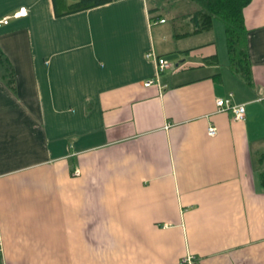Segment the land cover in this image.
I'll return each mask as SVG.
<instances>
[{"label":"crops","instance_id":"crops-1","mask_svg":"<svg viewBox=\"0 0 264 264\" xmlns=\"http://www.w3.org/2000/svg\"><path fill=\"white\" fill-rule=\"evenodd\" d=\"M149 3L0 0V19L25 9L0 27L1 264H264V0L242 9L248 82L220 21L176 39L184 5L160 23Z\"/></svg>","mask_w":264,"mask_h":264},{"label":"trees","instance_id":"trees-1","mask_svg":"<svg viewBox=\"0 0 264 264\" xmlns=\"http://www.w3.org/2000/svg\"><path fill=\"white\" fill-rule=\"evenodd\" d=\"M108 0H51L54 16L61 17L85 11L107 3ZM151 21L160 20L176 10L177 3H182L186 11L187 24L181 26V33L174 34L176 39L190 37L211 30L212 21L222 23L225 36V48L231 72L240 79L250 80V63L248 60L245 30L242 22V9L250 0H148ZM171 11V12H170ZM176 17V16H175ZM173 17L175 20L176 18ZM216 59L212 60L215 63ZM0 82L12 87L13 71L0 51ZM259 183L264 189V171L260 173ZM1 264V262H0Z\"/></svg>","mask_w":264,"mask_h":264},{"label":"built area","instance_id":"built-area-1","mask_svg":"<svg viewBox=\"0 0 264 264\" xmlns=\"http://www.w3.org/2000/svg\"><path fill=\"white\" fill-rule=\"evenodd\" d=\"M25 15V9L19 8L16 12H14L10 17H5L0 19V27L6 25L9 18H18ZM162 23V21H160ZM145 58H150L155 63L156 74L166 70L170 67V65L162 58L156 57L152 53L146 54ZM152 82L149 80L145 82L144 86H149ZM215 108L217 112H228L230 113L229 122H240L243 120V106L242 105H231L228 99H216L215 100ZM216 134V128L213 126H208L206 128V135L208 137H213ZM75 175H77L75 173ZM184 262L190 264V259H185Z\"/></svg>","mask_w":264,"mask_h":264},{"label":"rangeland","instance_id":"rangeland-1","mask_svg":"<svg viewBox=\"0 0 264 264\" xmlns=\"http://www.w3.org/2000/svg\"><path fill=\"white\" fill-rule=\"evenodd\" d=\"M168 28H170V30H171V26L168 25V24H166L164 27H162V29L165 30V32H167V31L170 32V30ZM154 42L156 44L159 43V39H158V37L156 35H154ZM172 42L175 44L177 50H179L180 45L183 44L180 41H172ZM190 42H192V41H190ZM174 56H176V54H169V55L165 56V58L167 59L166 61L168 62L169 65H171L170 69H174L172 67L173 64L175 63V60H174L175 58H173Z\"/></svg>","mask_w":264,"mask_h":264},{"label":"water","instance_id":"water-1","mask_svg":"<svg viewBox=\"0 0 264 264\" xmlns=\"http://www.w3.org/2000/svg\"><path fill=\"white\" fill-rule=\"evenodd\" d=\"M72 1H76V0H72Z\"/></svg>","mask_w":264,"mask_h":264}]
</instances>
